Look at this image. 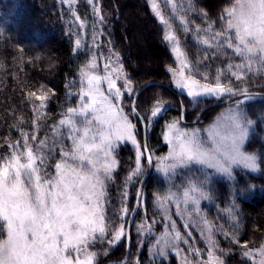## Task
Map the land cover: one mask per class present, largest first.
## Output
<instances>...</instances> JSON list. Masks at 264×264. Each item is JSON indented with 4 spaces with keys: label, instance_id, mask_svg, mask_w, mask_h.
<instances>
[{
    "label": "snow or ice",
    "instance_id": "6c2138e0",
    "mask_svg": "<svg viewBox=\"0 0 264 264\" xmlns=\"http://www.w3.org/2000/svg\"><path fill=\"white\" fill-rule=\"evenodd\" d=\"M61 2L68 6L80 30L75 34L74 51L88 49L78 69V83L66 85L77 87L75 93H67L75 95L77 102L66 106L50 126V134L41 137L49 126L40 121L47 118V104L55 93L48 89L27 94L29 101H39L32 104V131L20 130L21 138L7 143L10 153L0 157V264H102V255L110 258L114 246L130 240L127 217L135 218L137 210L128 205V190L135 183L143 184L142 178L153 167L167 187L152 197L156 214L166 222L148 249L152 264L157 257L164 264L170 252H175L181 264H229L233 255L220 247L218 234L239 247L237 264H264V242L250 248L237 235L238 201L255 190L237 176L264 173V144L258 150L254 146L257 133L264 132V114L256 118L252 104L258 96L264 101V95L253 94L249 87L254 76H264V0H226L215 18L204 7L198 8L197 0H163V5L148 0L165 26L163 39L175 58L176 66L167 67L175 89L195 104L202 98L230 101L205 129L184 126L183 111L165 120L161 135L168 150L163 155L149 149L147 133L164 119L169 111L167 101L158 96L142 112L121 54L114 47H109L107 56L97 51V37L103 36L106 17L96 0H87L94 13L90 45L81 38V32L87 34L88 22L75 10L78 0ZM176 22L179 29L174 27ZM178 31L185 37L191 33L198 48L215 50L216 59L226 57V64L212 75L209 65L201 67V59L193 62ZM5 35L7 29L0 27V36ZM139 125L144 126L143 143ZM129 144L134 156L123 181L119 209L111 205L110 216L108 189L121 170L119 150ZM218 177L231 182L230 200L222 210V217L231 222V231L202 214V202L215 199L213 184L219 182ZM136 198L139 208L142 189L136 191ZM173 215L183 222L184 231ZM145 221L136 225L138 247H143L140 237L155 234V219ZM191 228L199 231L204 250L195 246L192 231H187ZM128 259L143 264L130 251Z\"/></svg>",
    "mask_w": 264,
    "mask_h": 264
},
{
    "label": "trees",
    "instance_id": "16d2710c",
    "mask_svg": "<svg viewBox=\"0 0 264 264\" xmlns=\"http://www.w3.org/2000/svg\"><path fill=\"white\" fill-rule=\"evenodd\" d=\"M96 2L103 9V15L106 17L103 24V36L97 37V42L100 44L97 51L107 56L109 47H114L121 54L124 67L134 81V87L141 88L146 86L149 81H159V76L163 77L165 64L172 60L169 50L165 48L163 39L165 26L153 14L148 1L96 0ZM158 2L163 5V0H158ZM182 2L186 3L187 0H182ZM216 5L223 6L224 3L221 0H214V2L212 0L210 2L209 0H197V7H204L209 14ZM74 7L77 14L88 22L87 34L81 32V38L90 45L91 24L94 19L92 7L88 5L87 0H78V4ZM165 14L170 16V10L165 9ZM73 21L74 17L71 15V11L61 0H0V27H5L8 31V35L0 36V157L10 153L7 143H15L20 139V130L29 133L32 131L34 120L32 104H39V101H35L34 98L29 101L28 92L51 89L55 93L50 95L47 104V118L40 121L42 125L49 126L42 130L41 137L45 133L50 134V126L58 120L66 106H75L77 98L75 95L69 97L67 93H75L77 87H66V85H71L73 81L78 83V69L84 62L88 49L84 47L81 51H74L75 34L80 30ZM196 22L200 23L201 21L196 18ZM97 26L100 25L97 24ZM174 27L179 29L178 22L174 23ZM178 35L185 41L187 54L193 62L201 59V67L204 64L209 65L212 75L215 74L218 67L226 64V57L215 58V50L198 48L191 33L185 37L183 32L178 31ZM108 40L111 41V44ZM229 55H231L230 52ZM204 56H207L208 59L203 60ZM150 60L153 62L151 68L146 65L150 63L148 62ZM100 67L102 71L103 60L100 61ZM249 87L252 92H259L264 95V76H254L249 81ZM155 88L164 87H150L145 90L146 93H154L150 98L152 102L155 101L161 90L155 91ZM161 91L163 92V90ZM173 101L175 102L173 106L168 108L170 110L167 111L164 119L159 120V123L152 130L151 137H149L148 131L149 149L156 155H163L167 152V145H162L161 135L165 120H171L180 115L179 100L174 98ZM252 104L254 105L253 112L256 115L259 113L257 115L259 118L260 115L264 114V101L257 97V100L253 101ZM188 107L190 114L194 113L189 105ZM21 120H23L22 124L20 123ZM139 127L141 128V125ZM261 128L264 129V125H261ZM263 142L264 132H258L254 141L255 149L258 150L260 145L264 144ZM157 150L158 152H156ZM133 156L134 152L131 150L130 152L124 148L119 150L118 159L121 160V170H119L115 183H112L108 189L110 216L113 215L111 205H115L117 211L119 209L123 181L132 163L130 157ZM262 174L260 173L258 178L249 181L255 186V190L241 197L238 201L241 211L237 235L241 244L248 243L250 248L258 247L264 242V175L262 176ZM138 186L139 183H135L128 190V205L132 209ZM166 187L167 185L160 174L158 176L152 172L143 190L144 199L132 230L131 253L133 258L139 256L143 264H152L148 249L152 246L151 241H154L163 232L164 228L161 227V224L164 227L166 224L161 216L156 214L153 207V193L158 190L163 191ZM218 189L222 190L223 187L219 182H214L215 199L211 203L202 202V214L207 215L208 219L217 225L223 224L226 231H231L229 228L231 222L226 217H222V208L227 205L230 197L221 196ZM231 190L232 188L227 192L229 193ZM174 210L173 206V213ZM153 219L156 221L152 225L155 234L147 238L145 236L140 237L139 240L143 241L144 245L138 247L136 225L142 221L150 223ZM173 219L177 220L178 226L184 231L183 222L175 215H173ZM193 230L197 242L195 246L204 250V242L200 240L199 231L196 228ZM216 239L220 242L221 248L229 244L223 235L218 234ZM226 250L233 255L229 264H237L241 260L238 246L229 244V248ZM125 254L126 241L124 239L119 246L112 250L110 258L102 255L100 260L102 264H109L122 260ZM159 260L160 258L157 257L156 264H159ZM128 264H132L131 259ZM164 264L181 263L177 256L170 252L164 260Z\"/></svg>",
    "mask_w": 264,
    "mask_h": 264
},
{
    "label": "rangeland",
    "instance_id": "374dc122",
    "mask_svg": "<svg viewBox=\"0 0 264 264\" xmlns=\"http://www.w3.org/2000/svg\"><path fill=\"white\" fill-rule=\"evenodd\" d=\"M148 1V0H147ZM220 1V0H219ZM223 3H225L226 2V0H221ZM207 2V1H206ZM209 2H210V0H209ZM212 2H214V0H212ZM160 3V2H159ZM149 4V3H148ZM217 7V8H216ZM220 7H222V6H219V5H216L215 7H213L211 10H212V12L210 13V16L212 17V18H215L217 15H218V13H219V11H220ZM109 41V40H108ZM165 48L166 49H168L169 50V53H170V55H171V62H167L166 64H165V67H164V70H163V77L160 75L159 76V81H151V82H156V83H162V84H164V85H167L170 89H173V91L178 95V97H176V95L172 92V91H170V90H165L164 88H155V91L156 90H158V89H161V90H163V92L160 90H158L159 91V93H158V96L159 97H163L166 101H167V103L165 104V107L166 108H169V107H171V106H173V103L175 102V101H173V99L174 98H180V100H179V105H178V107H179V112L181 113V102H183V106H184V108L187 110V114H186V116H185V121H186V123H193V122H195L196 121V119L198 118V116H199V114L206 108V107H208V106H210L211 104H214V103H218V102H221V101H224V100H226V99H221V100H217V99H215V98H202L201 99V102L200 103H198V104H195V103H192L191 101H190V98L189 97H187V95H186V93H184V94H181L180 92H179V90H177V89H175V87H174V85L172 84V82H171V76H170V74L168 73V71H167V67L169 66V65H171L172 67H175L176 65H175V58H174V56H173V54H172V52H171V49H170V46L165 42ZM107 54H108V52H107ZM132 56H133V54H131ZM222 60V59H221ZM148 62H150V63H147L146 65H147V67H150L151 68V66H153V62L150 60V61H148ZM140 66H141V64H140ZM150 83V81L149 82H147V84H149ZM146 84V85H147ZM136 89H137V92L142 88H137V87H135ZM261 94V93H260ZM154 95V93L153 92H150V93H142V96L140 97V99L138 100V104H139V107H140V109H141V111L143 112V111H147V110H149L150 109V107H151V105H152V103L154 102H152V100L150 99L152 96ZM157 96V97H158ZM259 97V96H258ZM188 105L191 107V110L194 112V113H192V114H190V112L188 111L189 110V107H188ZM230 106V104H228V105H224V106H220V107H216V108H210V109H208V110H206L203 114H202V116L199 118V120H198V122H196V124H184V123H182L184 126H186V127H188L189 129H191V128H200V129H205V128H207L211 123H213L215 120H216V118L221 114V113H223L228 107ZM170 110V109H169ZM263 113V112H262ZM259 114V113H258ZM257 114V115H258ZM256 115V118H258V116ZM156 125H157V123L156 124H154L151 128H150V130H149V137H151V132H152V130L156 127ZM140 128V127H139ZM142 126H141V128H140V137H139V139L141 140V143H143V132H142ZM264 143V142H263ZM162 145H166V144H164V142L162 143ZM161 145V146H162ZM121 148L123 149H127L129 152H130V150L132 151V149H131V145L129 144V145H127V146H121ZM167 150H168V148H167ZM133 152V151H132ZM156 152H158V150L156 151ZM167 152H165L164 154H166ZM128 159V158H127ZM153 174H155V175H158L159 176V174L158 173H156V171H155V168L153 167ZM260 175V173H250V174H247V175H245L244 173H240L238 176H237V179L238 180H240V179H243L244 181H246V182H248L249 183V181L251 180V179H254V178H258V176ZM264 175V173L262 174V176ZM161 178H163L162 176H160ZM217 180L219 181V184L223 187V189L221 190V189H218V193L219 194H221V196H225L226 197V195H227V197L229 198V196H228V192L227 191H229L230 189H231V182L230 181H228V180H226V179H223V178H220V177H218L217 178ZM264 190V189H263ZM222 209H224V208H222ZM128 218V217H127ZM129 219V218H128ZM182 222V221H181ZM163 224H161V227L162 228H164L165 229V227L164 226H162ZM164 231V230H163ZM187 231H192V233H194V230H193V228H191V229H189V230H187ZM197 231V230H196ZM162 233V232H161ZM160 233V234H161ZM159 234V235H160ZM199 236H200V233H199ZM146 238L148 237V236H145ZM192 239H194L195 240V236H194V234H193V237H192ZM122 242V241H121ZM120 242V243H121ZM119 243V244H120ZM119 244L118 245H116V246H114V248L112 249V250H114L117 246H119ZM143 245H144V242H143ZM151 246V245H150ZM183 248H186V246H182ZM259 247V246H258ZM229 248V244H226L225 246H223V249H228ZM171 254H174L175 255V252H171ZM184 255V252L182 251L181 252V256H183ZM173 256V255H172ZM179 260H180V258L179 257H177ZM191 258V257H190ZM150 259H152V258H150ZM180 263H181V261H180Z\"/></svg>",
    "mask_w": 264,
    "mask_h": 264
},
{
    "label": "water",
    "instance_id": "95a60500",
    "mask_svg": "<svg viewBox=\"0 0 264 264\" xmlns=\"http://www.w3.org/2000/svg\"><path fill=\"white\" fill-rule=\"evenodd\" d=\"M150 87H164V88H166V89L172 91V92L176 95V97H178V95L173 91V89H170L167 85H164V84H162V83L150 82L149 84H147L146 86L142 87V88L137 92V95H136V97H135V98L137 99V101H138V98L140 97V95H141L143 92H145V90H147V89L150 88ZM253 94H260V93H253ZM260 95H263V94H260ZM178 99L180 100V98H178ZM229 103H230V101H228V100H224V101H221V102H218V103L211 104L210 106L206 107V108H205V109L199 114V116H198V118L196 119V121L193 122L192 124H195L196 122H198L199 118L202 116V114H203L206 110H208V109H210V108H215V107H218V106L226 105V104H229ZM183 113H184V115H185V111H184V110H183ZM184 115H183L182 122H183V123H186V121H185V116H184ZM141 126H142V132H143V142H144V126H143V125H141ZM147 135H148V133H147ZM148 147H149V140H148ZM152 171H153V168L147 170L145 177L142 178V180H143V184H139L137 190H141V189H142V191L144 190L145 184H146L147 180L149 179V177L151 176ZM141 203H142V201L140 202V206H139V208H137V198H135V203H134V207H133V209H136V210H137V215L135 216V218H133V217L130 215V216H129V219H128L129 224H128L127 227H128V230H130V236H131V238H130V240H129V239H125V241H126V254H125V257H124L122 260H120V261L111 262V263H109V264H123V261H125V260H128V262H129L130 259H128V253H129V251L132 253V243H133V241H132V230H133V227H134V223H135V221H136V218H137V216H138V213H139V210H140V207H141Z\"/></svg>",
    "mask_w": 264,
    "mask_h": 264
}]
</instances>
